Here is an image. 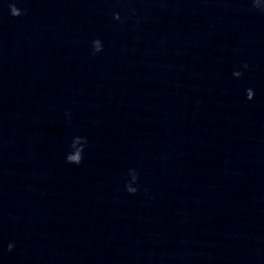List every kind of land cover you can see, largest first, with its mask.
Masks as SVG:
<instances>
[{"label": "water", "instance_id": "95a60500", "mask_svg": "<svg viewBox=\"0 0 264 264\" xmlns=\"http://www.w3.org/2000/svg\"><path fill=\"white\" fill-rule=\"evenodd\" d=\"M264 153V0H0V264H201Z\"/></svg>", "mask_w": 264, "mask_h": 264}]
</instances>
